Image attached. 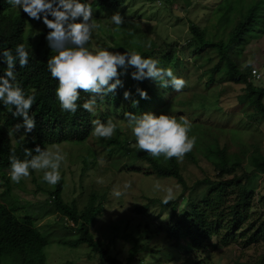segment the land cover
I'll return each mask as SVG.
<instances>
[{
  "label": "trees",
  "instance_id": "16d2710c",
  "mask_svg": "<svg viewBox=\"0 0 264 264\" xmlns=\"http://www.w3.org/2000/svg\"><path fill=\"white\" fill-rule=\"evenodd\" d=\"M129 0H81L82 3L90 4L94 13L111 16ZM153 4L156 0H143ZM251 1V2H250ZM245 3V0H238V19H226V24L230 28L226 33L225 43L222 40L213 38L212 33L205 27L189 22V39L184 46H179L173 42L166 43L163 39H149L146 34L135 30V24L130 23L115 27L114 41L110 51L137 52L144 58H152L159 61L158 67L171 68L178 78H183L186 82L188 75L182 72L183 61L191 60L196 73H192L193 81L201 84L202 88H211L215 84L239 86L237 94L233 100L236 108L251 122L260 123L264 121V90L256 82L250 73L252 66L248 65L239 68L235 59L241 53L242 46L247 42V38L255 40L258 34L263 32L264 26V0H252ZM229 1L216 0L213 4L211 16H222L229 14ZM10 5L6 0H0V53L11 50L15 56V48L18 44H24L29 51V62L26 67L21 68L19 61L16 62V81L24 91L25 96L33 94L35 89V102L29 115L34 117L36 127L31 133H25L21 129L20 133L9 136V130L16 124H22L23 118L13 115L14 108L4 106L0 101V173L10 170L9 156L15 155L25 159L24 150L34 149L37 145L43 148L46 145L60 144L64 142L83 144L92 141L93 145L97 141L92 132L91 121L101 118L111 119L113 116L124 115L131 112L136 115L152 113L155 115L165 114L175 116L174 96L184 95L186 87L180 92L172 89L171 85L163 88L152 79H145L142 82L133 80L130 76L134 68L128 69V75L120 76L123 87H118L114 93H109L102 101L97 97L98 107L93 115L78 108L75 114L62 112L59 101L56 98V88L58 81L51 77L47 68V61L57 53L49 46H44L43 40L47 34L45 30L39 40L31 43L24 37L25 19L22 16H14L8 13ZM212 17V18H213ZM51 19V17H49ZM175 48H178L176 55ZM2 55H0V76L6 71ZM123 72V69H120ZM200 72V73H198ZM114 82V81H113ZM257 83V82H256ZM137 88L147 92L149 99H141L137 93ZM132 93V98L139 100L137 107L132 106L131 99H124V92ZM224 95L223 91H221ZM88 94L81 92V99L77 101L82 105ZM177 111L187 112L178 108ZM188 113L187 120L190 122L189 138H195L193 150L188 153L183 160L194 164L196 159H207L213 156L215 163H210L213 169L211 179H203L204 185L209 187L208 192L202 196L201 202L188 203L187 210L178 211L175 217L160 231L169 249V259L164 264H205L201 255L210 247L209 240L213 239L214 247H226L236 241V233L244 228L246 213L251 208L252 193L246 191V186L250 178L255 175L264 174V156L257 152H251L245 158V165L249 171L239 163L231 164L225 154L226 147H219L218 140L225 129H215L217 137L211 134V129L206 128L197 121H192L191 116L196 115V111ZM126 119V118H125ZM107 139L105 145L110 147L104 152V143L97 154H91L95 160L99 157L106 164L108 170L112 172H130L143 175H153L157 178L172 179L180 185L179 197L181 198L188 190L179 171L178 161L161 160L153 158L145 152L127 145L126 135L122 138ZM120 138V139H119ZM124 142V143H122ZM97 146V144L95 145ZM121 153L119 156H132V161L125 164L126 168L114 167L112 151ZM36 152L33 151V155ZM31 157H28L30 159ZM106 158V159H103ZM86 172L88 168L85 166ZM83 177V175H80ZM47 203L52 207V211L60 218L53 225H58L69 236H74L73 240L56 241L58 245L84 246L91 256L92 264H135L140 262L137 257L138 247L135 241L132 247L127 250L124 261L110 258L101 249L98 240L90 232L89 226L101 213L105 199L102 196L89 194L87 203L83 208L77 210V202L72 200L65 202L61 198L60 182L48 192ZM264 206V196L260 197ZM227 204L224 206V204ZM157 203L154 200L148 204ZM167 203L166 205H171ZM175 204V203H174ZM176 204H172L174 210ZM54 218V219H56ZM63 218L70 221L71 226L63 223ZM53 219V220H54ZM243 226V227H242ZM252 225H248L246 231H251ZM244 235L239 234L242 238ZM264 239V221L247 236L244 246L255 243L258 239ZM52 241L48 239V234H43L37 230L32 221L27 216L18 218L5 205L0 204V264H45L44 249ZM140 252V251H139ZM149 253L151 251L149 250ZM95 260V261H92ZM207 264V263H206ZM259 264H264L260 262Z\"/></svg>",
  "mask_w": 264,
  "mask_h": 264
},
{
  "label": "rangeland",
  "instance_id": "374dc122",
  "mask_svg": "<svg viewBox=\"0 0 264 264\" xmlns=\"http://www.w3.org/2000/svg\"><path fill=\"white\" fill-rule=\"evenodd\" d=\"M224 3L229 1L230 12L222 16H211L213 4L216 0H156L150 4L143 0H129L124 6L118 9L125 19L124 25L135 24V30L146 34L149 39L160 38L166 43H177L184 46L189 39V22L209 29L213 38L222 40L225 43L226 33L230 28L225 17L232 21L238 19V0H222ZM250 0H245L249 3ZM254 0H252L253 2ZM251 2V1H250ZM8 13L14 16H22L25 19L24 37L31 43L39 40L42 33L50 31L42 23L28 18L22 9L10 6ZM113 15V14H112ZM111 15V16H112ZM95 14L93 11V23L96 28L93 38L87 45L90 50L98 51L101 49H112L114 41L115 25L112 24L110 17ZM213 17V18H212ZM77 22H82V18ZM43 45L48 46L46 36ZM178 55V48H175ZM239 68L252 66L259 75L255 80V85H259L264 90V26L263 32L253 40L247 38V42L242 46L241 53L235 59ZM185 67L186 69H184ZM182 72L190 76L186 82V92L184 95L174 96L175 115L187 118L188 113L191 120L201 123L206 128L211 129V134L218 135L215 129H225L219 137V147H226L225 154L231 164L239 163L249 171L245 165V158L251 152H258L264 156V121L260 123L249 121L234 104L233 97L237 94L239 86L215 84L211 88H202L201 84H195L192 73H196L191 60H184ZM200 73V72H198ZM223 91L224 95H222ZM264 104V98L262 100ZM178 108L187 112L177 111ZM117 123L115 135L122 138L126 135L125 143L132 144L134 137L127 125L125 116L115 115L111 117ZM98 120H102L98 118ZM103 119L102 122H107ZM191 122V121H189ZM96 138V137H95ZM119 138V139H120ZM107 139L97 138L95 145L92 141L83 144L60 143L46 145L42 149L59 151L65 156L61 162V198L65 202L72 200L77 202V210L80 211L87 203L89 194L102 196L105 199L101 213L89 226L91 234L100 243L105 255L124 261L127 250L132 247L135 241L138 247L137 257L140 262L135 264H164L169 259V249L162 237V229L170 219L177 215L178 211L187 210L188 203L195 204L201 202L202 196L210 189L203 183V179H211L213 169L210 163H215L213 156L206 160L198 157L194 164L187 160L178 162L179 171L188 190L180 198V185L172 179L157 178L153 175H143L130 172H112L108 170V164L97 157L91 158V154H97L104 143V152L110 147L105 145ZM122 142V143H124ZM35 153L34 155H36ZM114 167L126 168L125 164L132 161V156H119L120 152L112 151ZM106 159V158H103ZM162 160L163 157H160ZM88 168V171L85 170ZM143 172V174H142ZM10 170L0 173V204L5 205L12 211V214L19 219L27 216L34 221V226L39 232L48 234V239L52 242L44 249L45 264H92L90 251L84 246L58 245L56 241L73 240L74 236H69L58 225H53V219L57 215L52 211V207L47 203V192L55 185H49L43 181V170H30V177L23 179L19 184L10 179ZM80 175H83L80 176ZM131 182V187L124 189V184ZM159 184V189L157 188ZM173 190L172 204L166 205L163 202L166 190ZM114 190L124 194L120 197L114 195ZM246 191L252 193L251 208L247 211V220L243 224L244 228L237 233L236 241L226 247H214L213 239L209 240V248L205 256L201 255L203 263L207 264H259L264 262V239L260 238L255 243L244 246L245 240L251 231H254L264 221V206L260 197L264 196V174L253 175L247 186ZM154 200L157 203L148 204ZM175 203V204H174ZM227 202L224 204V206ZM252 225L251 231L247 232V226ZM242 226V227H243ZM242 238L238 235L243 234ZM149 250L151 253H149ZM140 251V252H139ZM95 261V260H92Z\"/></svg>",
  "mask_w": 264,
  "mask_h": 264
},
{
  "label": "clouds",
  "instance_id": "9594fccd",
  "mask_svg": "<svg viewBox=\"0 0 264 264\" xmlns=\"http://www.w3.org/2000/svg\"><path fill=\"white\" fill-rule=\"evenodd\" d=\"M13 8L22 9L28 18L42 21L50 31L46 36L48 46L57 54L47 61V68L51 77L58 81L56 98L62 112L75 114L78 108L96 114L98 107L97 97L102 101L109 93H114L118 87H123L122 75H128V69L134 68L130 73L133 80L143 81L152 79L159 82L163 88L171 85L172 89L180 92L186 86L183 78L174 75L171 68L158 67L159 61L144 58L137 52H118L108 49L92 51L87 47L93 38L96 24L93 23V9L90 4L81 0H6ZM51 17V19H49ZM82 18V22H77ZM111 22L117 28L125 23L119 12L114 13ZM14 56L11 50L0 53L6 71L0 76V101L4 106L14 108V116L22 117L23 123L16 124L9 130V136L20 133H31L35 127V119L30 116V110L35 102V89L33 94L25 96L23 89L15 83L16 62L21 68L29 62V51L24 44H18ZM123 69V72L120 71ZM255 74V73H254ZM114 81V82H113ZM81 92L88 94L82 105L77 101L81 99ZM141 99H149L146 91L137 88ZM132 98V93L124 92V99ZM132 106L137 107L139 100L131 99ZM127 125L135 138L133 147L147 153L153 158L163 157L165 160L175 158L183 162L184 157L190 153L195 145V138H189L190 122L185 117L180 120L175 116L152 113L136 115L125 113ZM91 134L96 138L111 139L117 131V123L112 119L107 122L93 120ZM42 149L37 145L34 149H25V159H19L13 152L9 156L10 179L19 184L23 179L30 177V170H43V181L49 185H56L61 180L59 171L65 156L59 151ZM33 151L37 154L33 155ZM28 157H31L28 159ZM124 189L131 187V182L124 184ZM159 189V184H157ZM124 193L114 190V195L120 197ZM173 199V190H166L163 202L169 203ZM56 218L53 222H57Z\"/></svg>",
  "mask_w": 264,
  "mask_h": 264
},
{
  "label": "built area",
  "instance_id": "2783aa9c",
  "mask_svg": "<svg viewBox=\"0 0 264 264\" xmlns=\"http://www.w3.org/2000/svg\"><path fill=\"white\" fill-rule=\"evenodd\" d=\"M250 73L252 74L254 80H258V79H259V75L256 74L255 70H251ZM254 73H255V74H254ZM55 221H56V219H55ZM63 223H64L65 225H67V226H71L70 221H68L66 218H63Z\"/></svg>",
  "mask_w": 264,
  "mask_h": 264
}]
</instances>
